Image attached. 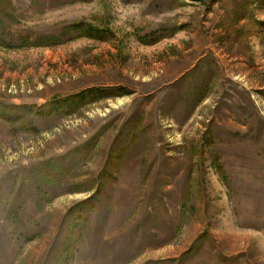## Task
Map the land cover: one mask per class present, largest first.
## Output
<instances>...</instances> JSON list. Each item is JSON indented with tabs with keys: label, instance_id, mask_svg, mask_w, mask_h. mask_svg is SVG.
I'll return each instance as SVG.
<instances>
[{
	"label": "rangeland",
	"instance_id": "obj_1",
	"mask_svg": "<svg viewBox=\"0 0 264 264\" xmlns=\"http://www.w3.org/2000/svg\"><path fill=\"white\" fill-rule=\"evenodd\" d=\"M0 264H264V0H0Z\"/></svg>",
	"mask_w": 264,
	"mask_h": 264
}]
</instances>
